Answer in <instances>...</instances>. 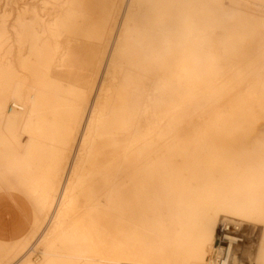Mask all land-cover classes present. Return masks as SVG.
I'll list each match as a JSON object with an SVG mask.
<instances>
[{
    "label": "bare ground",
    "instance_id": "1",
    "mask_svg": "<svg viewBox=\"0 0 264 264\" xmlns=\"http://www.w3.org/2000/svg\"><path fill=\"white\" fill-rule=\"evenodd\" d=\"M43 3L61 8L49 23L34 6L0 22V118L30 123L10 171L47 151L55 174L12 184L45 199L29 231L0 240V264H264V0H104L101 14L89 0ZM215 29L224 42L196 51ZM149 58L184 112L165 114L156 141L128 118L145 108ZM250 225L262 230L248 262Z\"/></svg>",
    "mask_w": 264,
    "mask_h": 264
},
{
    "label": "rangeland",
    "instance_id": "2",
    "mask_svg": "<svg viewBox=\"0 0 264 264\" xmlns=\"http://www.w3.org/2000/svg\"><path fill=\"white\" fill-rule=\"evenodd\" d=\"M89 2L91 5V10L94 11L96 14H101L103 12L104 7L102 2H104V0H89ZM30 6H34L38 10V12H40V14L44 16L48 23L53 15H56L61 12V8H59L57 4L47 5L43 3V0H0V22L6 19L9 25L12 24L17 14L23 9H29ZM190 19L191 21H195L196 17L192 15ZM224 34L225 32H223L221 29H215L213 31L208 30L205 33V43L199 44L195 48V50L200 51L203 49L204 46H214L215 44L223 43ZM45 41L47 43L52 42L50 39H45ZM61 42L62 45L64 44L62 47H66V43H64V40H61ZM255 47V41H246L241 45L242 52H245L249 49H254L252 51V54L258 52ZM156 68L157 62L154 60H150L149 58L147 63H145V65L143 66V69L140 71L142 77H144V82L146 84V89L144 92L145 108L143 111H139L138 108L132 109L130 115H128L129 122L131 123V125L137 129L139 126H143V129L141 130L143 131V136L151 141H156L159 138L160 129L163 128L167 122L168 116H165L166 113H170V115H173L176 118V121L181 120V117H183L182 115L184 113L179 109L178 106H176V100L174 96V89L176 87L175 79L163 70L161 73L162 79L159 82L160 85H157L156 83L159 81V79L157 76L158 73L156 72ZM232 69H234V67ZM236 69L237 68L235 67V69L232 71H235ZM130 85L132 86V84ZM138 88V85L135 83V86H132L131 88L127 89L126 94L124 95V98L121 101L120 108L122 110L125 109L126 111L128 109L127 100L129 99V97L136 95V91H138ZM224 97L228 98V95L224 94ZM18 105L23 108V102H19ZM224 105V101L218 103V106L215 107V110L222 109ZM23 109L22 111L24 112ZM11 110H13L14 113H19V115L22 114L21 110V112H19L13 108L8 110V112ZM23 119L24 118L18 120H11L6 115L0 118V151H2L4 155L6 151L11 150V145L14 146V144L19 142L21 128L30 126V123ZM198 121L199 118L197 116L191 118L186 117L182 125L183 130L190 132L191 128L193 127V124L197 123ZM135 133L140 136L138 130H136ZM184 152H186V150ZM30 166H34V163H32L31 165L23 164L21 166H17L10 171H13V173L8 172L6 175L7 177H11L16 174L19 175L20 171H28ZM20 175H22V180H25L27 182L30 181L28 179L30 175H26L25 173ZM3 181L4 179L1 181L0 187L3 184ZM30 199L32 201V204L34 205V208H41V206H39L37 203L38 198L35 195L30 197ZM45 213H47V215L50 214V207L45 208ZM252 225H250L246 230V237H248V239L245 245V253L247 260H250L248 262H251V259H253L252 257H254L255 252L257 251V241L262 230L261 228V230L259 231L258 225L254 226V228H252ZM236 239H239L236 241L240 242V238L236 237ZM35 258V254L30 255V260L33 261V263H36L38 260V258ZM225 262L226 261L224 259L220 261L219 264H226Z\"/></svg>",
    "mask_w": 264,
    "mask_h": 264
},
{
    "label": "crops",
    "instance_id": "3",
    "mask_svg": "<svg viewBox=\"0 0 264 264\" xmlns=\"http://www.w3.org/2000/svg\"><path fill=\"white\" fill-rule=\"evenodd\" d=\"M46 152H44L43 157L38 159V162L34 163V166L28 167V171H20L19 175L16 174L11 177H7L6 174L11 169L7 159L9 160L12 153L7 151L6 156H4V153L0 152V176L4 177L3 184L0 187V240H16L29 231L35 215L31 196L13 189L11 185L18 180H22L20 174L23 173L30 175L29 180L37 181L42 186L52 182L55 172L49 165L48 153ZM10 173H13V171ZM35 196L38 198L37 203L39 205L45 199L44 189H39L38 194Z\"/></svg>",
    "mask_w": 264,
    "mask_h": 264
},
{
    "label": "built area",
    "instance_id": "4",
    "mask_svg": "<svg viewBox=\"0 0 264 264\" xmlns=\"http://www.w3.org/2000/svg\"><path fill=\"white\" fill-rule=\"evenodd\" d=\"M12 108L17 110V111L22 110V107L20 105H18V104H12Z\"/></svg>",
    "mask_w": 264,
    "mask_h": 264
}]
</instances>
